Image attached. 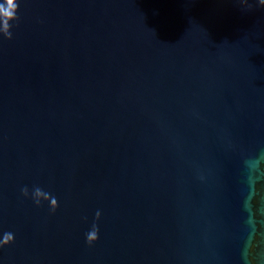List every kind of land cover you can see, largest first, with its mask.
Wrapping results in <instances>:
<instances>
[{"label":"water","instance_id":"95a60500","mask_svg":"<svg viewBox=\"0 0 264 264\" xmlns=\"http://www.w3.org/2000/svg\"><path fill=\"white\" fill-rule=\"evenodd\" d=\"M17 4L0 32V264H264V6Z\"/></svg>","mask_w":264,"mask_h":264},{"label":"clouds","instance_id":"9594fccd","mask_svg":"<svg viewBox=\"0 0 264 264\" xmlns=\"http://www.w3.org/2000/svg\"><path fill=\"white\" fill-rule=\"evenodd\" d=\"M259 4L264 6V0H258ZM17 9L18 4L17 0H4L3 3H0V32H2L3 36L11 40L12 35L10 31V24L13 22H17ZM22 194L25 197L29 196V190L27 187L22 189ZM32 199L34 203L39 207L41 202H48L50 204L51 211L55 212L58 207L57 200L54 196H51L49 193L43 191L39 187H35L32 191ZM100 219V212L96 213V220ZM99 229L94 224L91 231L86 234V241L89 246L93 245L98 240ZM14 242V236L10 232H6L3 235L2 241H0V247H5Z\"/></svg>","mask_w":264,"mask_h":264}]
</instances>
